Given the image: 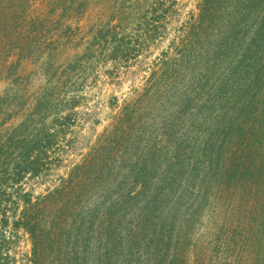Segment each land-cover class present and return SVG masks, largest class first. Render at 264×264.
I'll use <instances>...</instances> for the list:
<instances>
[{
    "label": "rangeland",
    "instance_id": "374dc122",
    "mask_svg": "<svg viewBox=\"0 0 264 264\" xmlns=\"http://www.w3.org/2000/svg\"><path fill=\"white\" fill-rule=\"evenodd\" d=\"M58 1L0 0V97L8 89H16L18 84L26 93V109L20 114L16 107L18 115L14 114L4 126L0 125V130L20 123L30 111L36 95L48 87L47 55H50V63L63 67L72 56L82 54L93 40L97 41L93 55L106 61H100L92 71L87 69L86 78H77L78 85L84 79L82 88L76 93L82 100L75 108L77 117L73 130L63 142H58L68 145L62 163L45 177L29 180L25 190L32 193L35 208H40L48 204L42 198L60 184L61 178L66 179L76 164L85 160L89 164L106 165L100 154L107 150L112 155L109 166L114 169L117 179L112 184L109 175H105L97 189L87 176L82 196L73 193V200H85L87 211L82 218L86 223L81 232L70 221L66 223L60 238L65 245L62 255L53 259L48 252L44 263L52 264L58 259L67 264L72 259L71 264H107L102 256L105 253L111 264H157L151 258L154 243H150L149 237L152 235L150 230L162 226L171 236V244L160 264H264V55L260 58L257 54L243 63L248 67V74L238 72L240 75H233L227 81L224 77L230 67L237 65V53L223 52L227 45L216 51L220 45L216 44L215 52L219 53L202 57L201 50L209 47L213 51L215 47L202 39L204 48L197 47L190 55L195 61L181 65L176 72H172L174 68L171 67L168 80L157 81L163 62L171 60L169 63H174L179 58L171 47L177 35L175 30L191 12L197 13L201 0H178L177 15L170 22L159 25L160 38L157 36L147 43L143 35L138 34V29L143 27L137 24L144 21L129 10L117 7L114 0H84L85 8L73 16H70V10L65 11L64 0ZM120 18V30L105 35L109 42L105 50L98 49L101 43L98 28L103 24L106 27L117 24ZM33 19L44 20L40 32L52 40L59 35L60 45L56 43L57 48L51 50L45 47L46 41H42L40 49L33 48L31 53L23 51L28 58L20 59L17 56L22 47L20 32L24 35L20 28L30 29ZM57 19L59 23H56ZM36 26L31 25L34 29ZM67 26L70 29L65 31ZM210 37L209 41H214V37ZM66 39L71 41L70 45ZM116 45L134 49V52L117 53L116 61L112 62L110 52ZM6 59L7 65L15 64L17 68L10 76L3 68ZM114 63H118L116 69ZM106 69L113 72L112 76ZM207 76L208 85L205 82ZM16 77L21 79L14 83ZM155 81L159 85L155 86ZM124 108H128L131 119L121 121ZM0 110L1 122L11 110L1 106ZM66 113L63 111L61 115ZM53 119L46 120L48 125ZM133 143H139L137 149L133 148ZM144 147L148 150L152 147L151 150L159 155L153 159L159 170L174 161L168 159L173 156L174 148H180L182 162L179 168H171L173 177L168 175L164 182L157 183L156 179L146 188L141 187L142 183L136 184L137 180L133 182L135 186L129 195L136 200L129 202L132 210L125 214L122 212L124 204L119 200L126 195L123 189L128 188L129 178L127 180L125 176L127 169L119 167H126L129 158H135L134 153L142 156ZM131 177L134 180L135 176ZM158 188L165 189L164 195L160 194V200L165 203L161 206L163 212L158 219L146 222L145 237L142 231L138 233L142 242L135 247L127 246L130 243L126 236L134 225V211L139 208V201L145 195L155 196ZM139 191L142 192L136 195ZM14 197L15 194L12 199ZM4 198L0 211L6 210L9 226L1 227L3 216L0 215V234L9 236V240H5L6 243L0 240V264H29L32 249L29 236L23 229L12 230L11 227L24 204L19 200L14 204L15 210L8 211L13 207L12 200ZM113 204L118 205L117 211L106 210ZM97 207L89 219V212ZM110 211L112 215L108 214ZM106 223L110 225L102 235ZM185 234L190 236L189 245H186ZM108 235L112 238L109 243L115 242L117 236L125 241L121 247L114 249L107 245L106 249L102 242ZM85 238H88V247Z\"/></svg>",
    "mask_w": 264,
    "mask_h": 264
},
{
    "label": "trees",
    "instance_id": "16d2710c",
    "mask_svg": "<svg viewBox=\"0 0 264 264\" xmlns=\"http://www.w3.org/2000/svg\"><path fill=\"white\" fill-rule=\"evenodd\" d=\"M58 2L61 3L60 0ZM63 2L65 4V11L67 9L70 10V16L77 15L81 9L85 8L86 4L84 0H64ZM114 2L118 4H114L117 7L120 6L123 9L129 10L132 15L138 16L144 21L137 25L143 27L138 29V34L143 35L144 39L147 40L146 43L152 41V39L155 40L157 36L160 38L162 32L159 31L161 28L159 25L165 21L170 22L177 15L176 4L178 0H152L151 3L147 2V0H114ZM140 11L144 13H140ZM145 13L149 14V16L146 17ZM44 22V20L33 19L29 25L30 29L20 28L24 35L20 32L22 47L20 48V55L19 53L17 55L18 58H28L27 55L23 54V51L31 53L33 48L40 49L42 41L43 43L46 41L44 43L45 47L51 50L57 48L56 43L60 45L59 35L56 37L57 39L52 40L46 38L47 36L40 32V28ZM56 23H59L58 19ZM119 23H121V18L117 24L107 25V27L106 24H103L98 28L101 40L100 47H97L98 49L105 50L109 38H105L104 36L114 30H120ZM32 24H37L35 29L31 27ZM69 29L70 27L67 26L64 30L68 31ZM175 32H177V35L171 47L175 49L174 53H177L179 58L174 60V63L173 61L169 63L171 60L163 62L160 79L157 81H167L171 76L168 74L171 67L174 68L172 72H176L181 65L189 63L190 60L195 61L194 58L190 59V55H193L192 52L198 49L197 47L199 49L204 48V43H201L202 39L207 44H210V46H215L213 51H210L209 47H206L204 51L201 50L202 57L209 56L210 53H214V56L216 55L215 53H219L215 52L216 44H220L216 51L220 48L223 49L222 46L227 45V48L223 52L234 51L237 54L241 53V55L238 54L239 56L236 54L237 65L234 68H229L226 77H224L225 80L228 81L233 75H240V73L248 74V67L243 65V63L248 59H253L257 54L260 55V58H263L262 56L264 55V0H201L197 6V13L191 12L188 19ZM210 36L214 37V41H209L211 39ZM66 40H68L67 42L70 45L71 41L69 39ZM96 42L93 40L84 49L85 52L72 56L67 63L64 62L63 67L54 66V63H50V55H47L45 66L47 65L48 69L45 70V74L48 78V87H44L42 92L36 95L30 111L20 119V123L12 127H4V129L0 130V204L5 200L4 197H6L7 201L12 200L13 207L8 209V211L15 210L14 204H17L19 200L24 204L20 216L12 221L11 227L12 230L23 229L29 236L32 247L31 256L28 258L29 264H45L44 256L48 252L51 253L50 255L53 259L62 255L65 245H63L64 240L61 241L60 238L65 231V224L69 221L77 231H82L83 224L86 223L82 218L87 211L84 208L86 207L85 200L83 198L73 200V193H81L83 191L84 184L88 182L87 176L91 180L89 182H94L93 188L97 189L101 178L105 175H109L108 177L112 184L117 179L114 175V169H111L109 166L112 155L107 150V152L100 154L101 160L106 165H98V163L89 164L85 160L76 164L71 168L66 179L61 178L60 184L42 198L48 204H44L40 208H35L36 203L31 200L32 193L25 190V184L29 180L45 177L53 167H58L62 163L61 158L66 153L68 145H59L58 142H63L66 135L73 130L77 117L75 108L82 100L81 96L78 97L76 93L82 88L81 85L84 79L78 85L77 78H86L87 69L92 71L100 61L101 63L106 61L104 58L101 60L93 55L97 50L94 48ZM146 43L144 46H146ZM64 47L65 43L63 44ZM72 49L76 50L77 47H73ZM124 51L132 53L134 49L121 48L120 45H116L111 49L109 60L112 62L116 61L117 53ZM6 62L7 59L3 68L9 71L6 74L10 76L17 68L15 64L7 65ZM117 64L114 63L115 69ZM253 66L255 65L253 64ZM256 70L260 71L259 69ZM106 72L109 76L113 74L108 69H106ZM209 76L205 77L207 85L209 83ZM20 79L21 77H16L13 82H19ZM157 81H155V86L159 85ZM51 82L52 86H50ZM211 85L213 84L211 83ZM25 97L26 93L21 91V84H18L16 89H8L4 96L0 97V106L11 110L5 116V119L0 122V125L4 126L6 121L11 119L14 114L18 115L19 111H16V107L20 109V114L26 109ZM16 100L18 102H14ZM128 108H124L125 115H123L121 121H125V118L126 120L131 119ZM63 111H67V113L61 115ZM50 117H54V119L48 125L46 120ZM166 134L171 136L169 133ZM163 137L165 138L164 135ZM136 144L139 145V143ZM136 144H132L135 149L138 147H136ZM151 149L148 150V147H144V150L141 151L142 156L138 157L137 153H134L135 158H129L126 167H119L127 169L128 174L125 176L127 180L129 178L127 182L128 188L123 189L126 195H123L119 200V203L124 204L122 205V212L125 214H128L132 210V204L129 205V202L136 200L135 197L131 198L129 195L135 186L133 182L137 180L136 184L142 183V188L148 187L147 184L152 183L156 179L157 183L164 182V180L168 179V175H172L173 177L174 173L171 171V168H179V163L182 162L180 148H174L173 156H168V159L171 158L174 161L167 163L162 170H159V166L153 164V159H156L159 155L155 154L156 152ZM240 169L242 170L241 166ZM169 172H172V174H168ZM132 175L135 176L134 180L131 177ZM172 177L171 179H173ZM130 180H132L131 184ZM14 187H16V190H13ZM118 188H120V184ZM158 190L155 196L150 197L145 195L139 201L140 206L134 211V225L131 229H128L129 232L126 236L127 242L130 243L127 246L135 247L136 244H139L138 242H142L138 238V233L142 231L143 233L141 234L145 237L143 230L146 227V222L148 221L149 223L152 220L158 219L160 213L163 212L164 208L161 206L165 203L160 200V194L164 195L165 189L158 188ZM141 192L139 191L136 195H139ZM14 194L16 197L12 199ZM80 196H82V193ZM111 209L117 211L118 205L113 204L106 208V210ZM97 210L98 207L89 212L91 213L89 219L93 217V214ZM5 211H0V215L3 216L1 218V227L9 226V220L5 217ZM108 214L112 215V211L108 212ZM88 225L91 227V222ZM106 225L102 229V235L106 233L110 224L106 223ZM190 229L193 228L191 227ZM150 233L152 235L149 237V241L151 244L152 242L154 243L153 248H151L153 249L151 258H153V262L160 264L162 263V256H164V253H166L167 248L171 244V236L167 235L162 226L158 230H150ZM4 235L3 233L0 234V240L6 243L5 240H9V236ZM185 235L186 245H189L190 236L188 237V234ZM83 240L85 246L88 247L86 245L88 238ZM109 241H112V238L108 235L102 242L106 244L104 245L106 249L107 245H111L114 249L121 247L125 240L122 241L117 236V239L114 240L115 242L109 243ZM106 249L103 252H106ZM1 255L2 253L0 252ZM102 256L107 264H111L105 253ZM70 261L72 262V259ZM53 262H56V264L64 263L58 259L52 261V264ZM71 262H67V264H71Z\"/></svg>",
    "mask_w": 264,
    "mask_h": 264
}]
</instances>
